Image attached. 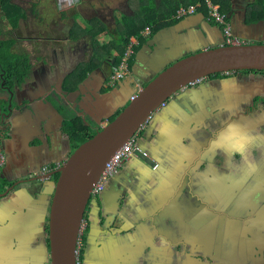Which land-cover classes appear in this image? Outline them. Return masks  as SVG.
Returning <instances> with one entry per match:
<instances>
[{
	"label": "crops",
	"instance_id": "0c3cea01",
	"mask_svg": "<svg viewBox=\"0 0 264 264\" xmlns=\"http://www.w3.org/2000/svg\"><path fill=\"white\" fill-rule=\"evenodd\" d=\"M114 2L32 0L25 8L16 3L25 13L26 24L20 23L12 32L10 54L14 61L27 62L28 75L27 84L17 86L13 93L9 91L10 95L0 90V125L3 113L11 110L6 121L10 124L9 136L1 141L7 159V167H1L2 178L7 182L41 175L43 166L65 161L73 145L62 131L64 122L76 123L78 138L96 134L141 87L134 74L147 81L156 69L193 53L199 46H216L224 39L220 26L214 22L213 27L208 26L200 16L156 27L152 36L137 37L131 75L114 86L108 85L104 61L114 58L117 50L113 42L120 41L109 34L119 35L117 21L126 15L122 11L118 16ZM142 3L148 2L140 0V6ZM76 15L83 18L82 24L70 21ZM230 15L236 36L250 41L262 35L263 31L258 33L246 26L254 23L244 6L233 4ZM1 18L5 19L0 8ZM176 25L180 28L160 34V30ZM100 36H109L110 40L100 41ZM152 39L154 42L147 44ZM245 78L239 74L204 78L177 92L152 115L139 132L150 164L139 157L126 162L104 193L91 200L87 208L86 264H134L132 259L138 254L135 264H146L149 247L167 244L171 248L170 239L178 233L173 216L189 212L191 196L222 200L225 189L231 187L224 183L227 173L239 176V186L258 201L264 199V133L259 131L260 122L256 120L253 125L248 118L236 120L234 114L224 117L228 108L239 110L245 99L243 91L249 100L258 95L252 88L244 89ZM214 123L215 129L209 135L199 130L203 124L212 128ZM240 125L247 130L240 129ZM256 147L260 157L254 154ZM220 152L226 160L221 165L215 162ZM231 165L238 176L228 168ZM34 178L17 182L15 189L0 199V264L21 259L10 247L1 249L5 236L13 239L33 233L44 218L54 182L46 176ZM180 191L184 193L181 204L177 202L180 197H176ZM149 206L159 209V220L149 216ZM166 263L160 258L154 264Z\"/></svg>",
	"mask_w": 264,
	"mask_h": 264
},
{
	"label": "water",
	"instance_id": "95a60500",
	"mask_svg": "<svg viewBox=\"0 0 264 264\" xmlns=\"http://www.w3.org/2000/svg\"><path fill=\"white\" fill-rule=\"evenodd\" d=\"M197 16L213 27L203 14L193 17ZM246 26L263 33L259 38H251L250 42L241 44L199 46L193 53L182 55L166 67L164 65L163 68L156 69V74L147 81L134 74V79L141 85L134 99L113 120L79 145L58 170L45 175L50 178L58 174L49 207L51 264H77L78 244L83 236V224L92 200L91 192L106 163L149 122L162 102L167 101L168 104V100L186 86L215 73L264 70V20ZM179 28L177 25L164 28L160 30V34ZM153 42L154 39L147 44ZM7 111L11 112L10 108ZM3 117L9 115L5 112ZM141 159L150 164V159ZM13 188L14 186L5 191L1 190L0 199L7 197ZM155 218L159 220V216Z\"/></svg>",
	"mask_w": 264,
	"mask_h": 264
},
{
	"label": "flooded vegetation",
	"instance_id": "af4514ba",
	"mask_svg": "<svg viewBox=\"0 0 264 264\" xmlns=\"http://www.w3.org/2000/svg\"><path fill=\"white\" fill-rule=\"evenodd\" d=\"M11 2L16 5L14 0H11ZM234 2L240 7L246 6L241 0H234ZM2 15L4 16L3 13ZM182 20L184 19H180V21ZM1 25L2 23H0V26ZM16 29H13L12 31ZM7 34L11 37V32H8ZM4 38L3 34L0 35V39L4 40ZM104 64L108 70L105 72L107 77L106 83L111 85L109 84V77L112 72L114 62H112L109 58L104 61ZM132 69L133 64L130 67V73L128 75H131ZM239 75H245L247 78H251L248 76L264 75V70ZM3 76L4 73H1L0 71V90L5 92L2 94L7 93L10 95L8 93L9 91L10 93H13V89L17 86L19 87L23 84H27V79H25L21 84L15 82L12 89H10L11 87L5 85L6 80H2ZM152 76H154V73ZM141 80L143 79L141 78ZM253 85L255 86L252 89L258 93L255 98L258 96H264V90H262L264 88L256 86L257 84ZM254 100L252 99L251 103L253 105ZM262 103L264 104L261 100L255 101V106L261 105ZM9 118L10 115L9 117L4 118V122L2 123L3 125H0V186L1 180H5L2 178L4 177V173L1 167H7V159L5 154L2 152L1 141L9 136L8 129L10 124L9 121L6 122ZM252 123L254 125L256 122ZM240 129H246V127L240 125ZM206 148L209 149L210 147L206 146ZM70 154H72V152ZM62 163L63 162H57L54 166H43L40 172V174H42L38 176H45L51 172L54 173L59 169ZM228 168L230 170H234L233 173L238 176L237 169H235L232 165L228 166ZM207 172L212 174L213 171L207 168ZM38 176L27 175V178L7 182L8 185L4 188V191L13 187L17 182L21 181L24 183ZM54 176L55 174L52 175L49 180L51 183L54 182L55 184ZM227 177L228 180L224 183L230 185L231 187L230 189H225L226 195L222 200L218 201L215 196L190 197L188 200L189 212L185 216H173L178 233L176 235L174 234L172 239L169 238L172 241V247L170 248L167 244H162L160 247L158 246L154 249L149 247V250L145 253V257H148L147 260H145L146 264H154L157 259L160 258L167 262L166 264H185L186 261L189 262L186 264H264V199L262 201H258L251 195L249 190L242 189L239 186V176L231 177V174L227 173ZM236 182H238V185L237 187H234ZM14 189L15 188H13L12 191ZM204 189H206V187H204ZM0 192H2L1 189ZM52 196L53 195L51 193L49 203L43 211L44 218L40 219L41 225L35 229V232H31L32 234L26 232L24 235H20L13 239L5 236V244H2L1 249L10 247L12 251H16V253L21 257V259L16 257L10 264H20L21 262L22 264H25L26 262H28V264H51V239L48 224L50 214L49 207ZM177 202H180L181 204L182 199ZM260 202H262V204ZM221 205L226 208L221 210ZM262 205L263 208H259ZM230 208L232 209L230 210ZM12 215H15V213L12 212ZM86 226L84 231L86 230ZM105 229L106 228H103V230ZM36 239H38L37 242H35ZM179 250L182 251L179 252ZM85 251L86 236L85 241L82 240L81 242L78 253V259L82 264H86ZM178 252L181 254L179 255ZM198 253H202L204 256L201 257L196 255ZM139 255L140 254L135 257L137 258ZM135 257L132 259L134 264L137 261H134Z\"/></svg>",
	"mask_w": 264,
	"mask_h": 264
},
{
	"label": "trees",
	"instance_id": "16d2710c",
	"mask_svg": "<svg viewBox=\"0 0 264 264\" xmlns=\"http://www.w3.org/2000/svg\"><path fill=\"white\" fill-rule=\"evenodd\" d=\"M147 1V4H143L140 6V0H129L128 5L131 9V15H125L122 17L121 20L117 21V32L120 35V41L113 42V48L117 50L116 55L114 58L110 59L116 65L120 57L124 54V51L129 43L131 37H141L142 31L145 30L146 27L153 28L158 27V29L166 24L175 23L176 21H180L175 19V15L180 7H188L190 5L200 3L202 5L201 8L198 9V14H203L204 16L209 15L208 9L206 7L205 0H167L168 2L165 3L162 0V4H159V1L156 2V7H150V0H141V2ZM212 3L219 6L220 10L224 14H228L233 10V4H235L234 0H211ZM245 3V9L249 10V16L252 17V22L257 23L261 20H264V0H253L251 3L249 0H241ZM165 3V4H164ZM168 4V5H167ZM131 5H133L131 7ZM0 8L2 13L6 17V21L10 23L11 29H16L19 26V23L22 19H25L26 16L22 11V8L13 4L11 0H0ZM177 22V23H178ZM215 25L217 24L213 21ZM220 28L223 29V26L220 25ZM223 33V32H222ZM152 35V34H151ZM144 40V39H142ZM14 44V41H9V44L5 40L0 39V71L4 73L3 81L6 80L5 85L11 87L12 89L13 84L18 82L21 84L28 75V64L26 61L20 63V61H14L13 56L10 54V48ZM9 51V52H8ZM98 54V52H96ZM133 58L131 60V63ZM79 69H77V72ZM261 70H232L230 72H219L208 76L209 78H221L223 76H229L232 74H245V73H252V72H260ZM263 101L264 96H258L255 98V101ZM3 104V102H2ZM8 115H10L9 111H6ZM119 112L116 114L118 115ZM115 115V116H116ZM112 117V120L114 117ZM62 131L64 136L72 142L73 149H76L79 145L84 143L87 139L92 136H87L86 138H78L79 128L76 127V123H69L67 121L64 122ZM139 137L142 139L141 134ZM141 141V140H140ZM58 175L54 176L55 181L57 180ZM7 181L1 180L0 189L4 190L7 187ZM98 197H96L97 199ZM86 229V233H87ZM83 233L82 240L85 241L86 233Z\"/></svg>",
	"mask_w": 264,
	"mask_h": 264
},
{
	"label": "built area",
	"instance_id": "2783aa9c",
	"mask_svg": "<svg viewBox=\"0 0 264 264\" xmlns=\"http://www.w3.org/2000/svg\"><path fill=\"white\" fill-rule=\"evenodd\" d=\"M201 7L202 5L198 3L195 5H190L188 7L180 8L176 13L175 18L182 19L188 16L195 15L198 12V9ZM206 7L209 13V15H207L208 19L215 21L217 25L223 26L222 32L224 35V40L221 43V45H233V44H241L246 42V40L234 34L233 28L228 19V15L222 13L219 6L214 5L210 0H206ZM150 33H151L150 28H146L145 31L142 32V36H148ZM138 43L139 40L137 38H131L124 51V54L120 57L119 62L113 66L112 72L109 77V84H111L112 86L119 83L123 78H125L130 73L131 60L133 55L135 54V46ZM139 89H141V87ZM135 95L136 93H133L130 96V100L134 99ZM166 105H167V101L162 102L159 109L165 107ZM139 132L130 140H128L106 163L98 182L96 183L93 191L91 192L92 198L99 197L103 193V191L107 188L111 179L115 177L122 170L126 162L136 157L139 158L149 157L148 156L149 154L146 152L145 148L141 144ZM85 226H86V221L83 224V228H85ZM81 242H82V237L79 240L78 249L81 246ZM77 264H81V261L79 259Z\"/></svg>",
	"mask_w": 264,
	"mask_h": 264
},
{
	"label": "rangeland",
	"instance_id": "374dc122",
	"mask_svg": "<svg viewBox=\"0 0 264 264\" xmlns=\"http://www.w3.org/2000/svg\"><path fill=\"white\" fill-rule=\"evenodd\" d=\"M32 0H14V2L15 3H18V4H20L22 7H26V4L27 3H30ZM156 2H162V0H155ZM154 0H150V2H151V4H150V7L151 8H154V7H156L157 5H156V2H155ZM253 0H249V2L251 3ZM51 3H52V1H50ZM164 2L165 3H167L168 1L167 0H164ZM177 2V0H175V3ZM163 3V2H162ZM161 3V4H162ZM164 3V4H165ZM168 5V4H167ZM133 5H131V7H132ZM114 7H115V9H117V10H119V11H116V13L118 14V16H120V13L122 12V11H124V13H128V11L126 10V9H128L129 8V6H126V3H125V0H115V2H114ZM180 8H183V6L182 7H180ZM5 19H3V18H1L2 20H0V22L2 23V25L0 26V35H2L3 34V37H5L4 38V40L7 42V44H9V34H7L8 32H11V34H12V30L13 29H11L10 28V23L8 22V21H6V17H5V15L3 16ZM249 17V20H252V17H250V16H248ZM73 19L72 20H70V21H72V22H75V23H77L76 25H78L79 23H81L82 24V22H84V20H83V18H81V16H79V15H76V16H73L72 17ZM20 23L21 24H26V20L25 19H22L21 21H20ZM59 31V30H58ZM3 32V33H2ZM59 32H62V31H59ZM23 33V32H22ZM7 34V35H6ZM23 34H25V33H23ZM27 35V34H26ZM109 36L111 37V38H120L119 37V35H115L114 37L112 36V34H109ZM109 36H107L106 38L104 37V36H100V41H104V39H109L110 40V37ZM246 42H250L249 40H247L246 39ZM9 52V51H8ZM262 76H264V75H260V76H257V75H255V76H251V79L250 78H245V80H243V81H245V84H247L246 85V88H244V89H249V88H253L255 85H253V84H257L256 86H259V87H262V88H264V77H262ZM243 93H244V96H245V99L244 100H247V101H243V103L241 104V106H240V108H238L239 110H234L233 108H228V109H226L225 111H224V117H230V116H232L233 114H234V116H237V117H235L236 119H238V120H240V119H242V121H246V120H244L245 118H248V119H250L251 121H253V122H257V121H259L260 122V125H259V131H260V133L262 134V133H264V104L262 103L261 104V106H255V98L253 99L254 100V105L253 104H251L252 103V99H250L249 100V96H248V94H247V92L246 91H243ZM216 112H218L217 110L215 111V113ZM226 112H227V114H226ZM257 120V121H256ZM219 123V122H218ZM215 124V123H214ZM215 126H216V124L212 127V128H208V127H206L204 124H203V127L202 128H200L199 130L200 131H202V132H204V133H206L207 135H209V134H211V132H213L214 131V129H215ZM93 135H95V134H93ZM186 141L187 140H184V142L186 143ZM261 145H264V141H262L261 140ZM258 147H256V149H255V152H254V154L257 156V157H260V153H259V155L257 154V151H259L258 149H257ZM74 150L75 149H73L72 150V152H74ZM222 153L220 152L219 154H218V156H216V160H215V162L217 163V164H219V165H221V164H224L225 163V156L223 155H221ZM219 161H221V162H219ZM159 163V162H158ZM165 164H166V162H165ZM163 165V167L164 166H166V165H164V164H162ZM204 168V167H203ZM160 169H161V166L160 167H158V169L154 172V175L155 176H157L158 175V173L160 172ZM112 180V179H111ZM110 183V182H109ZM179 193H180V195H179ZM178 193V195H176V197L178 196V197H180V199H182V196H183V194L184 193H182L181 191ZM192 194L194 195V194H196V192L194 191V192H192ZM94 199H92V201H93ZM261 204H262V202H260ZM226 207H224V206H222L221 205V207H220V209L221 210H224ZM259 208H263V205L261 206V207H259ZM158 212H159V209H152V208H150V206L148 207V213H149V216H153L154 218H155V216H157V214H158ZM86 229H88V224H87V226H86ZM38 241V239H36L35 240V242H37ZM182 250H179V252H181ZM176 252V251H175ZM178 252V253H179ZM200 253V252H199ZM196 254V255H198V256H201V257H203L204 255L201 253V254ZM181 253H179V255H180ZM82 264V263H81Z\"/></svg>",
	"mask_w": 264,
	"mask_h": 264
},
{
	"label": "clouds",
	"instance_id": "9594fccd",
	"mask_svg": "<svg viewBox=\"0 0 264 264\" xmlns=\"http://www.w3.org/2000/svg\"><path fill=\"white\" fill-rule=\"evenodd\" d=\"M210 1H211V0H210ZM211 2H212V1H211ZM205 3H206V0H205ZM213 4H214V3H213ZM194 5H195V4H194ZM214 5H216V4H214ZM127 6H129V5H127ZM217 6H218V5H217ZM128 10H129V11H128V13H127L126 15L129 16V15H131V9H130V7L128 8ZM245 10H246V9H245ZM123 12H124V11H123ZM247 13H248V12H247V10H246V14H247ZM196 14H198V13H196ZM196 14H195V15H196ZM230 14H231V12H229L227 15H228V19H229V21H230V23H231V15H230ZM123 16H125V15H123ZM123 16H122V17H123ZM192 16H194V15H192ZM122 17L120 18V20L122 19ZM188 17H190V16H188ZM188 17H186V18H188ZM175 19H177V18H175ZM182 19H185V18H182ZM205 19L208 20V21H210V22H213V20H209V19H208V16H205ZM177 20H180V19H177ZM218 26H220V25H218ZM231 26H232V23H231ZM146 28H150V30H151V33H150L148 36H143V37H146V38H147V37H149V36L152 34V28H151V27H146ZM146 28H145V29H146ZM232 28H233V27H232ZM153 29H154V28H153ZM144 31H145V30H144ZM142 32H143V31H142ZM233 32H234V31H233ZM141 35H142V34H141ZM131 38H137V37H131ZM131 38H130V39H131ZM223 40H224V39H223ZM222 42H223V41H222ZM222 42H221V43H222ZM221 43H220V45H221ZM135 47H136V46H135ZM231 71H232V70H231ZM226 72H230V71H226ZM199 80L201 81L202 79H199ZM197 82H198V81H197ZM192 84H194V83H192Z\"/></svg>",
	"mask_w": 264,
	"mask_h": 264
}]
</instances>
